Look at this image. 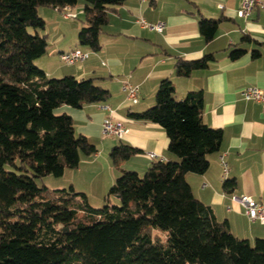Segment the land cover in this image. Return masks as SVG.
I'll return each mask as SVG.
<instances>
[{
    "label": "trees",
    "instance_id": "trees-1",
    "mask_svg": "<svg viewBox=\"0 0 264 264\" xmlns=\"http://www.w3.org/2000/svg\"><path fill=\"white\" fill-rule=\"evenodd\" d=\"M123 1L82 0L78 43L99 50L108 12ZM77 3L0 0V264H264V238L250 243L236 237L227 221H218L193 195L185 174L207 170V156L220 149L222 131L203 122L201 91L176 99L168 78L160 81L153 106L128 116L158 124L177 160L153 161L142 175L122 170L105 196L120 203L98 209L71 186L36 184V178L77 168L81 155L97 151L86 136L75 133L71 116L55 109L63 104L80 108L110 95L93 78L49 77L34 62L47 51L46 36L38 33L44 28L38 7L62 11ZM219 21H198L206 42ZM243 52L236 49L230 56ZM212 58L177 59L175 72L188 76ZM135 153L118 144L109 156L119 165ZM6 164L19 172L6 171ZM222 186L233 189L235 179H224ZM155 230L166 232V240Z\"/></svg>",
    "mask_w": 264,
    "mask_h": 264
},
{
    "label": "crops",
    "instance_id": "crops-1",
    "mask_svg": "<svg viewBox=\"0 0 264 264\" xmlns=\"http://www.w3.org/2000/svg\"><path fill=\"white\" fill-rule=\"evenodd\" d=\"M241 2L124 0L108 12L97 51L80 45L77 40L82 26L78 19L83 16L82 0L69 7L71 17H64L56 8L38 7V14L44 20V28L38 33L46 36L47 51L35 60L37 66L49 77L93 78L110 94L105 101L80 108L63 104L55 109L57 114L70 115L75 133L86 136L97 149L93 155H81L78 167L70 173L69 184L75 191L88 196L89 186H83L80 181L90 174L96 177L90 187L105 202L108 189L122 170L140 174L153 161L177 160L168 149L165 131L158 124L128 116L129 112H141L153 106L160 81L168 78L176 99H182L188 91H201L203 122L222 131L220 149L207 156V170L202 174H185L193 195L211 208L218 221H227L236 237L250 243L264 238V223L250 219L244 207L231 200L232 194H243L264 202V110L258 102L241 96L242 89L248 86L264 88V0L247 17L236 14ZM139 18L150 23L162 20L166 27L159 33L142 27L136 21ZM201 18L220 19L214 37L207 42L199 32ZM75 48L88 52V57L73 65L60 60V52ZM236 49L244 52L231 58L230 53ZM206 54L213 57L206 67L188 76L176 74L177 59L196 60ZM125 84L139 87L136 103L127 99ZM104 105L113 110L112 119L127 127L122 138L102 134V122L108 115ZM118 144L129 145L137 153L114 165L109 153ZM148 152H154L156 159H151ZM221 158L228 168L225 178ZM229 178L235 179V186L225 190L222 183Z\"/></svg>",
    "mask_w": 264,
    "mask_h": 264
},
{
    "label": "built area",
    "instance_id": "built-area-1",
    "mask_svg": "<svg viewBox=\"0 0 264 264\" xmlns=\"http://www.w3.org/2000/svg\"><path fill=\"white\" fill-rule=\"evenodd\" d=\"M261 0H242L240 8L236 11L237 16L247 17L251 14L253 8L256 5H260ZM64 17H71L72 13L69 12V7H64L62 10ZM142 27L149 28L156 32H163L166 27L164 21H157L155 23H150L139 18L136 20ZM88 52L82 51L78 48L71 49L68 51H62L59 53V58L62 62L73 65L79 61H82L88 57ZM123 89L126 91L127 99L131 103H136L138 101V86H133L130 84H125ZM241 96L245 100H252L258 102L262 109L264 110V88H259L255 86H248L241 91ZM103 108L108 111V115L103 119L102 122V134L104 136H112L115 138H122L127 132V127L123 122L119 120L112 119L113 110L109 105H104ZM148 156L151 159H156L157 155L154 152H148ZM161 161V160H159ZM221 164L223 167V178L226 177L228 168L226 162L221 158ZM231 200L235 203L242 205L245 209V213L252 220H257L260 223H264V202L255 201L253 198L247 195L232 194Z\"/></svg>",
    "mask_w": 264,
    "mask_h": 264
},
{
    "label": "rangeland",
    "instance_id": "rangeland-1",
    "mask_svg": "<svg viewBox=\"0 0 264 264\" xmlns=\"http://www.w3.org/2000/svg\"><path fill=\"white\" fill-rule=\"evenodd\" d=\"M82 18L83 16L79 17L78 19L80 21H82ZM28 30L30 32L33 31V29L31 27H28ZM35 62V61H34ZM36 64V63H35ZM37 65V64H36ZM16 165H18V162H16ZM4 169L6 171H15V172H19V170L12 166V165H9V164H6L4 166ZM73 170H76L75 168L74 169H65V172L63 175L61 176H58V177H55L53 175H46L44 177H40V178H36L35 179V182L38 186L42 187V186H46L48 187L49 189H61V188H66L68 189L70 187V173L73 172ZM95 174V173H94ZM144 174L143 173H140V175ZM96 178L95 176H92L90 174H86L84 175V180L85 181H80L82 183L83 186L85 187H88L89 186V194L87 196V199H88V203L91 207L93 208H102L106 203H108L109 205H113V204H119L120 202L118 201V199L114 198L113 196H111V198L109 197V201H105V202H102V197H100V193L99 192H94V190H96L95 188H91L90 187V183L91 181ZM89 197V198H88ZM159 234L162 238V241L166 240V237H167V234L166 232H163V231H159V230H155L154 234Z\"/></svg>",
    "mask_w": 264,
    "mask_h": 264
}]
</instances>
